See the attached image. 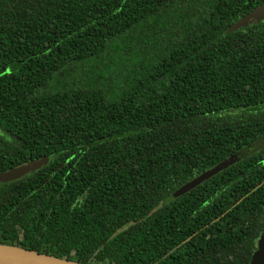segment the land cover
Here are the masks:
<instances>
[{"label": "trees", "instance_id": "obj_1", "mask_svg": "<svg viewBox=\"0 0 264 264\" xmlns=\"http://www.w3.org/2000/svg\"><path fill=\"white\" fill-rule=\"evenodd\" d=\"M263 1L0 0V170L48 156L0 185V243L240 264L264 224V19L229 27Z\"/></svg>", "mask_w": 264, "mask_h": 264}, {"label": "water", "instance_id": "obj_2", "mask_svg": "<svg viewBox=\"0 0 264 264\" xmlns=\"http://www.w3.org/2000/svg\"><path fill=\"white\" fill-rule=\"evenodd\" d=\"M264 19V1L254 7L250 13L237 19L230 27V30H235L241 26L248 25L251 22H258ZM243 155V152L234 154L221 163H218L211 168L203 171L198 176L187 181L175 190L174 195L178 196L185 193L202 180L212 176L227 167L229 164L235 162ZM48 156L44 155L38 159L29 160L26 163L14 166L7 171L0 172V181H8L18 178L27 172L34 171L41 165L47 163ZM259 248L253 256L251 264H264V236L259 239ZM0 264H83L76 260L61 258L36 250L26 249L21 246L0 243Z\"/></svg>", "mask_w": 264, "mask_h": 264}, {"label": "flooded vegetation", "instance_id": "obj_3", "mask_svg": "<svg viewBox=\"0 0 264 264\" xmlns=\"http://www.w3.org/2000/svg\"><path fill=\"white\" fill-rule=\"evenodd\" d=\"M30 160H33V159H30ZM29 160H27V161H25V162H23V163H26V162H28ZM23 163H20V164H23ZM20 164H17V165H10V167L9 168H7V169H3V170H0V172H3V171H7V170H9L10 168H12V167H14V166H18V165H20ZM30 172H32V171H30ZM27 173H29V172H27ZM27 173H25L24 175H22V176H19L18 178H15V179H13V180H16V179H19V178H21V177H23V176H25ZM13 180H8V181H0V185L2 184V183H7V182H10V181H13ZM124 228H120L118 231H121V230H123ZM264 236V224L261 226V230H260V232H259V234H258V236H257V238L255 237L253 240H251V242H250V251H249V249H247V250H244L243 248H241V247H237V246H235V247H237V248H235V255L236 256H238V260H239V262H240V264H243V255H244V252L245 253H247L248 254V256H249V259H248V264H251V262H252V259H253V256L255 255V253L257 252V250H258V248H259V239L261 238V237H263ZM206 246H208V249H210L211 247H213V246H215L216 247V245H215V242H207V243H205V246H203V247H201V252H203L205 249H206ZM198 252H197V250H190V257H191V259H192V262H191V264H196V260L198 259ZM232 257V256H231ZM235 257V256H234ZM217 261L219 260V258H217L216 259ZM231 264H234V261H229ZM217 264H219V262H217Z\"/></svg>", "mask_w": 264, "mask_h": 264}]
</instances>
